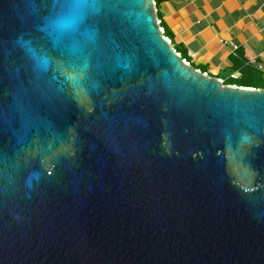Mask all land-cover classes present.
I'll return each mask as SVG.
<instances>
[{"label":"water","instance_id":"obj_1","mask_svg":"<svg viewBox=\"0 0 264 264\" xmlns=\"http://www.w3.org/2000/svg\"><path fill=\"white\" fill-rule=\"evenodd\" d=\"M161 29L154 0H0V264H264V89Z\"/></svg>","mask_w":264,"mask_h":264},{"label":"crops","instance_id":"obj_2","mask_svg":"<svg viewBox=\"0 0 264 264\" xmlns=\"http://www.w3.org/2000/svg\"><path fill=\"white\" fill-rule=\"evenodd\" d=\"M156 11L172 47L194 69L261 89L264 0H164ZM252 60L262 70L252 66Z\"/></svg>","mask_w":264,"mask_h":264},{"label":"trees","instance_id":"obj_3","mask_svg":"<svg viewBox=\"0 0 264 264\" xmlns=\"http://www.w3.org/2000/svg\"><path fill=\"white\" fill-rule=\"evenodd\" d=\"M162 1H164V0H154L155 8H156V9H157V5H158L160 2H162ZM156 16H157L158 20L160 21V26H161V28L163 29V36L166 37V38L168 39V36H167V34H166V31L164 30V26H163V24H162V21H161L160 18H159L158 11H156ZM174 50H175L178 54H180V56H181V58H182L183 60H186L178 50H176L175 48H174ZM222 84H223V85H230V86H239V87H242V86H243V85H237L236 82H235V83H234V82L231 83V82H229V81H222ZM260 86H261V87H259V88L264 89V84H260ZM243 87H244V86H243ZM251 88H253V87H251Z\"/></svg>","mask_w":264,"mask_h":264},{"label":"built area","instance_id":"obj_4","mask_svg":"<svg viewBox=\"0 0 264 264\" xmlns=\"http://www.w3.org/2000/svg\"><path fill=\"white\" fill-rule=\"evenodd\" d=\"M160 22V21H159ZM162 30V33H163V29H161ZM168 42L170 43V41L168 40ZM185 61V60H184ZM186 63H188V62H186ZM250 64L252 65V66H254L257 70H262V66L259 64V63H257L255 60H252L251 62H250ZM221 81V80H220ZM222 82V81H221Z\"/></svg>","mask_w":264,"mask_h":264},{"label":"clouds","instance_id":"obj_5","mask_svg":"<svg viewBox=\"0 0 264 264\" xmlns=\"http://www.w3.org/2000/svg\"><path fill=\"white\" fill-rule=\"evenodd\" d=\"M180 55V54H179Z\"/></svg>","mask_w":264,"mask_h":264}]
</instances>
